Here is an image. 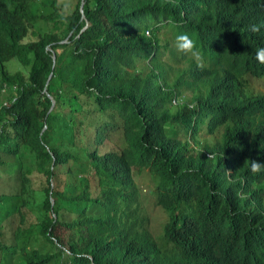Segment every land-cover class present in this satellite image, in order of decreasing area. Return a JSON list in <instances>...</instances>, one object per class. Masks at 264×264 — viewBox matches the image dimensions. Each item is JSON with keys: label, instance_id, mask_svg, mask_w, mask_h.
I'll use <instances>...</instances> for the list:
<instances>
[{"label": "trees", "instance_id": "trees-1", "mask_svg": "<svg viewBox=\"0 0 264 264\" xmlns=\"http://www.w3.org/2000/svg\"><path fill=\"white\" fill-rule=\"evenodd\" d=\"M161 27L190 35L203 57L171 81ZM261 47L264 0H77L67 14L59 0H0V93L19 88L0 136L18 192L0 201L27 228L0 264L17 252V264H264V169L249 168L264 164V92L250 82L264 85ZM114 113L125 146L101 153ZM143 171L159 241L134 180Z\"/></svg>", "mask_w": 264, "mask_h": 264}, {"label": "rangeland", "instance_id": "rangeland-1", "mask_svg": "<svg viewBox=\"0 0 264 264\" xmlns=\"http://www.w3.org/2000/svg\"><path fill=\"white\" fill-rule=\"evenodd\" d=\"M77 0H59V3L61 4L62 7V12L64 14H67L69 12L72 11L73 7L75 6ZM169 30H172L173 36L171 37V32ZM37 31V30H35ZM149 33V32H148ZM159 39L161 41L162 44H167V49L163 51V64L164 66H171V70L168 69V75H169V81L174 79L176 70L179 69V71L181 69H185L188 65V59H193L190 55L186 56V59H182L181 56L182 53L178 52L174 46V42H175V31L174 28L172 27L171 29H169L168 27H161V30L158 34ZM30 39H33V37H29ZM175 53V55H177V53H180L181 55L176 57L173 55V52ZM188 58V59H187ZM180 60V61H178ZM7 68L9 70H12L13 68H21V65L17 64L15 61H11L7 64ZM168 68V67H167ZM188 68V67H187ZM251 85L258 91L260 92H264V85L261 81L259 80H254V79H250ZM67 110L66 108H61L59 109V111H65ZM105 115H108V113H105ZM79 117H81V115H78ZM98 116V117H97ZM96 116V124H99L102 121V117L101 115H97ZM113 118H115L113 120L112 123H114L115 126V132L110 135L109 137H107V141L105 142V145H102L101 147L98 146L97 148L100 150L102 147H105L103 149L100 150L101 153L103 152H107L113 149H118L120 147L125 146L124 143V139H123V134L121 132V120L118 119L117 114L114 113ZM108 129V128H107ZM179 135L178 138L180 140H184V134L182 130H178ZM86 135V134H85ZM168 135H172L171 133H168ZM199 138L200 140H204V139H210L211 137L209 135H206L205 132V128L203 127L200 131L199 134ZM86 143V136L84 137L83 141L81 142V146L84 147ZM190 143V142H189ZM189 148L193 149L194 146L192 143L189 144ZM9 161V160H8ZM0 197L1 195H6L8 199L12 200V195L17 194L18 192V183L16 184L15 181L12 180V178L9 177L8 174H5L4 169L2 168L0 171ZM150 175L146 172L143 171L141 172L139 175H134V180L136 184H140L141 185V193L140 195L145 199V202L147 204V209L148 211L151 213L152 216H156L157 214V220L155 224H152L150 226V230L154 235V238H156V240H160V235L158 234V227L159 225L163 222V215L161 214V212L159 211V208L156 207L154 205V199L150 197V195L153 197L154 192L153 191V187H151L149 189V194L148 195V187L151 184V180H150ZM36 178H32V189L36 190L39 189L38 184L36 183ZM9 195V196H8ZM12 203L11 201H0V261L2 260V247H8V246H15V245H22L24 240H20L19 241V237L24 235V233L27 231L26 227H20L18 225V217L17 215H13L12 212ZM151 209H153V211H151ZM69 218H72V216H70ZM28 220L30 221L31 219L28 217ZM33 232H35V227L32 229ZM59 235H61L60 233H58ZM59 238V237H58ZM63 241H66V239L64 237H62ZM60 240V238H59ZM43 245V243L37 244V245H30V247H35V248H41ZM19 252H17L14 257L12 258V264H17L18 263V254ZM17 258V259H16ZM57 260H53L51 264H56Z\"/></svg>", "mask_w": 264, "mask_h": 264}, {"label": "clouds", "instance_id": "clouds-1", "mask_svg": "<svg viewBox=\"0 0 264 264\" xmlns=\"http://www.w3.org/2000/svg\"><path fill=\"white\" fill-rule=\"evenodd\" d=\"M169 23H171V19L169 20ZM261 27L262 25L252 24V25H249V31L252 34L259 33L261 30ZM174 46L178 52L183 53L185 55H190L195 61L198 62V65L199 63H202V60H203L202 54L197 48L196 43L193 40V38L187 33L177 34L175 37ZM254 58L260 64H264V47H261L256 50ZM50 75L52 76V74ZM49 79L50 78H48V80ZM8 91H10V93H8ZM18 91H19V88L16 84L11 85L10 87L4 86L3 89L1 90L0 95L5 97V99L0 102V115L1 114L4 115V118L0 119V136L3 135L5 132L10 131L9 122L12 121V116L8 113H5V109L10 108L12 104L16 102L18 98ZM47 96L48 98L50 97L52 99L50 95L47 94ZM54 105H55V101H54ZM49 112H50V109H49ZM0 156H2L1 152H0ZM53 162H54V159H53ZM2 168L4 169V166L0 168V171ZM249 168H250L251 173L256 174V173H259L262 169H264V164L258 162L257 160H251ZM11 174L12 173L8 174L9 177L11 176ZM22 237L23 235L20 236L19 239Z\"/></svg>", "mask_w": 264, "mask_h": 264}, {"label": "water", "instance_id": "water-1", "mask_svg": "<svg viewBox=\"0 0 264 264\" xmlns=\"http://www.w3.org/2000/svg\"><path fill=\"white\" fill-rule=\"evenodd\" d=\"M83 6H84V3H83V1H81V4H80V12L82 14V18H84V16H83ZM88 26H89V23H88V21H86L85 27L82 29L81 32H83V30H85ZM65 42H66V40L63 41L62 43H65ZM47 50L49 51L50 49L47 48ZM52 59H53V62H54L55 61V54L53 52H52ZM49 78H51V75L49 76ZM50 100H51V108H50V111H51V109L54 107V100H52L51 98H50Z\"/></svg>", "mask_w": 264, "mask_h": 264}, {"label": "built area", "instance_id": "built-area-1", "mask_svg": "<svg viewBox=\"0 0 264 264\" xmlns=\"http://www.w3.org/2000/svg\"><path fill=\"white\" fill-rule=\"evenodd\" d=\"M146 34H148V32Z\"/></svg>", "mask_w": 264, "mask_h": 264}]
</instances>
